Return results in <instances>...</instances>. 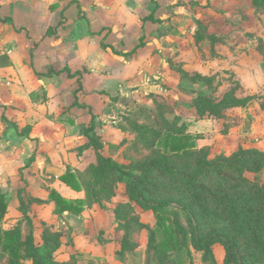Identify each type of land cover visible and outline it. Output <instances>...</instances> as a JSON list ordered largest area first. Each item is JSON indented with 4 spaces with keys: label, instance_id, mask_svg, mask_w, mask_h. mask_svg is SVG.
<instances>
[{
    "label": "crops",
    "instance_id": "crops-1",
    "mask_svg": "<svg viewBox=\"0 0 264 264\" xmlns=\"http://www.w3.org/2000/svg\"><path fill=\"white\" fill-rule=\"evenodd\" d=\"M215 3L0 0L4 229L21 225L30 232L33 226L37 243L46 231L61 233L55 254L61 263H116L119 225L112 208L118 196L102 206L88 205L85 191L72 190L60 178L67 171L86 178L96 164L93 149L81 152L89 143L84 131L92 125L102 155L117 162L124 161L125 148L143 147L151 130L165 132L169 120L153 111L160 100L174 111L171 124L184 117L181 124L198 149L209 147L226 156L240 148L264 151V110L256 101L227 109L223 119L200 118L191 101L203 94L197 88L191 94L180 89L194 75L218 78L219 72L225 75L227 92L242 88L244 97L237 90L238 98L253 97L264 87V65L258 58L251 62L240 56L223 72L215 63H204L200 47L207 46L196 40L197 20ZM51 192L67 201H85L84 211L57 214ZM141 243L132 255L144 247L138 264H146L147 244Z\"/></svg>",
    "mask_w": 264,
    "mask_h": 264
},
{
    "label": "trees",
    "instance_id": "trees-1",
    "mask_svg": "<svg viewBox=\"0 0 264 264\" xmlns=\"http://www.w3.org/2000/svg\"><path fill=\"white\" fill-rule=\"evenodd\" d=\"M253 2L259 4L264 3V0H253ZM178 5L184 4L179 2ZM248 103V98H238L236 90L233 89L220 101L199 98L192 104V108L196 110L200 118L209 116L214 119H223L227 109L244 107ZM165 129V132H156V141L153 143L163 150L160 159L195 151L196 142L187 133L186 128L167 125ZM84 135L88 136L89 143L81 148V152L93 149L96 153V164L92 165L86 173V176L93 181L88 183L85 178L72 171H67L60 180L74 191H85L88 205L101 206L105 201L115 197L118 183L126 184L129 203L119 205L113 211L119 225L118 231L122 233L121 247L117 253L120 259L134 253L140 247L137 236L147 229L149 241L146 264H171V255L188 247L189 236L192 249L203 255L204 262L216 264L213 247L221 245L226 253L224 264H262L264 261V183H252L246 174H259L264 170V151L240 148L230 157L219 156L215 161L199 160L194 172L185 176L193 203L180 205L176 209L172 200L154 199L148 195L151 183L143 182L133 171L127 170L112 158L102 155L103 147L94 131V125L85 130ZM162 160L157 164L166 168L167 166L161 163ZM91 185L94 186L91 187ZM50 198L56 203L57 214L69 212L80 215L86 206L85 201H67L55 192H51ZM134 205L143 212H152L155 215L156 225L164 234L162 242H157L154 228L150 229L141 224L138 218H127L134 209ZM122 210L123 214L120 212ZM7 212L6 196L0 188L1 254L8 255L13 264H22L24 260L31 264H60L55 259V253L61 245V233L46 231L42 234L41 242L37 243L33 226L25 237L19 226L13 230L2 228ZM198 215H201L207 223L229 222L231 229L221 230L210 226L206 232L199 223Z\"/></svg>",
    "mask_w": 264,
    "mask_h": 264
},
{
    "label": "rangeland",
    "instance_id": "rangeland-1",
    "mask_svg": "<svg viewBox=\"0 0 264 264\" xmlns=\"http://www.w3.org/2000/svg\"><path fill=\"white\" fill-rule=\"evenodd\" d=\"M197 23L199 29L196 40L199 44L204 43L207 46L204 49L200 47L204 63H215L219 66L221 72H223L221 69L223 66H226L228 62H236L240 56H246V59H250L251 62H254V60L258 58V60L262 61V64L264 65V3L255 4L253 3V0H217V3H215L214 6L200 15ZM217 76L218 78L212 75V73L194 75L191 78L186 79L184 85H182V88L180 89H182L181 91H188L189 94H191L192 92L194 93V88H197L199 93L203 94L202 96L194 97L192 101L190 98L189 102L191 101L192 104L199 98H210L220 101L225 93H227V90L222 85V81H225V75L219 72ZM214 80L219 81L217 87L212 84ZM232 89L236 91L238 90L239 95L244 97V91L242 88L235 86L234 88H231V90ZM189 96L192 97V95ZM247 98L249 101H256L264 110V87L260 90L259 94H255L253 97L248 95ZM173 102L174 100L171 98L170 103L173 104ZM168 104V102L160 100L159 103H154L155 107L153 109L157 114L162 113V116H165V118L169 120L166 122V126L171 124L170 121L173 120L174 116V111L170 104ZM183 119L184 117L180 121L178 120L175 123H172L170 126L173 125L176 126V128L184 129L185 124H181ZM151 132L154 133L144 135L145 144L143 147L140 148L135 146L129 147L128 149L125 148V156L123 157L124 161L118 163L127 170L133 171L143 182L151 183V187L148 190V195L151 198L172 200L174 208L176 209L179 208L180 205H191L193 199L186 185L185 176H189L194 172L199 160L204 161L205 159H208L210 161H215L219 156L226 155L219 154L217 151L212 152L209 147L201 149L196 147L194 152L190 151L179 156L171 155L162 160L160 159V156H162L163 150L153 145L156 141L155 138L157 137V131L151 130ZM160 160H162L161 163L167 166L166 168L164 166H158L157 163ZM246 176L252 183H264V170L259 174L247 173ZM85 179L88 183L93 181L89 176H86ZM93 186L94 185H91V187ZM116 196H118L116 199L117 204L112 208L113 211L117 206L129 203V192L125 183L117 184L115 189V197ZM105 202L110 203L109 201ZM134 206V209L127 218H138L140 219L141 224L148 226L150 229L154 228L157 242H162L164 240V234L156 225L157 220L155 215L151 212L149 215L143 216L142 214L146 212L140 210L136 205ZM120 212L123 214V210ZM184 216L185 215L183 214V218ZM197 218L202 229L206 232L209 230L210 226H214L221 230L231 229L229 222L207 223L201 215H198ZM151 224H154V226ZM184 224L186 225L185 221ZM15 227L4 229V221L2 223V228L4 230H13ZM19 228L21 229L22 234L24 230L26 235L29 233L27 228L23 229L21 225H19ZM118 233H116L115 238L119 243L120 249V238L118 237L121 236V233ZM26 235L23 234V237ZM137 239L139 242H142L141 245L147 244L149 241V230L146 229L141 231L137 236ZM143 250L144 247L142 248V251ZM192 250L191 237L189 236L188 247L184 250L173 253L170 260L171 264H211L210 262L203 261V255L201 253H196L193 250L194 253ZM142 251H139V256L143 255ZM213 253L216 264H224L226 254L224 247L221 245H215L213 247ZM138 255L130 254L123 259H120L116 255V263L113 264H138ZM58 263L66 264L61 262ZM0 264H13V262L8 255L0 253ZM22 264H31V262L24 260L22 261ZM262 264H264V261Z\"/></svg>",
    "mask_w": 264,
    "mask_h": 264
}]
</instances>
